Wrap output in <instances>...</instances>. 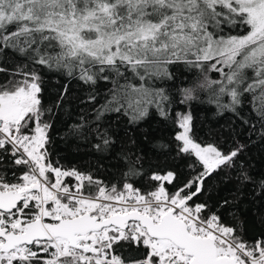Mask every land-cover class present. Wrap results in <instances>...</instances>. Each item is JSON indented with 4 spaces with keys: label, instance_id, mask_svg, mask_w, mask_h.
I'll list each match as a JSON object with an SVG mask.
<instances>
[{
    "label": "snow or ice",
    "instance_id": "1",
    "mask_svg": "<svg viewBox=\"0 0 264 264\" xmlns=\"http://www.w3.org/2000/svg\"><path fill=\"white\" fill-rule=\"evenodd\" d=\"M253 147L264 0H0V264H264Z\"/></svg>",
    "mask_w": 264,
    "mask_h": 264
},
{
    "label": "trees",
    "instance_id": "2",
    "mask_svg": "<svg viewBox=\"0 0 264 264\" xmlns=\"http://www.w3.org/2000/svg\"><path fill=\"white\" fill-rule=\"evenodd\" d=\"M201 117H202V113H200ZM148 126H153L155 127L154 121L153 120H149L144 127H148ZM250 155L255 159V162L257 164V169L259 171H264V165H262V161H261V151L259 148L257 147H253L250 150ZM249 220H251V215H249Z\"/></svg>",
    "mask_w": 264,
    "mask_h": 264
}]
</instances>
